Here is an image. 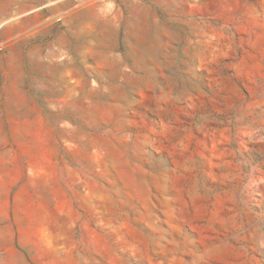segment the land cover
<instances>
[{
	"label": "rangeland",
	"instance_id": "1",
	"mask_svg": "<svg viewBox=\"0 0 264 264\" xmlns=\"http://www.w3.org/2000/svg\"><path fill=\"white\" fill-rule=\"evenodd\" d=\"M0 264H264V0H0Z\"/></svg>",
	"mask_w": 264,
	"mask_h": 264
}]
</instances>
